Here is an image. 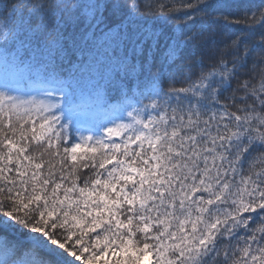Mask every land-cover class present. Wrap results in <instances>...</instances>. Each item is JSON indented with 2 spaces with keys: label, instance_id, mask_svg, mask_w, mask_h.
Listing matches in <instances>:
<instances>
[{
  "label": "snow or ice",
  "instance_id": "obj_1",
  "mask_svg": "<svg viewBox=\"0 0 264 264\" xmlns=\"http://www.w3.org/2000/svg\"><path fill=\"white\" fill-rule=\"evenodd\" d=\"M264 264V0H0V264Z\"/></svg>",
  "mask_w": 264,
  "mask_h": 264
},
{
  "label": "rangeland",
  "instance_id": "obj_2",
  "mask_svg": "<svg viewBox=\"0 0 264 264\" xmlns=\"http://www.w3.org/2000/svg\"><path fill=\"white\" fill-rule=\"evenodd\" d=\"M145 264H147V261L145 262Z\"/></svg>",
  "mask_w": 264,
  "mask_h": 264
}]
</instances>
